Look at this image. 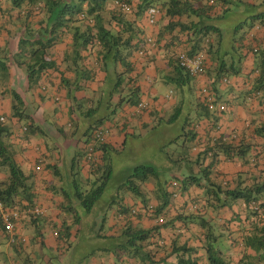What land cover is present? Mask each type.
I'll return each instance as SVG.
<instances>
[{
  "label": "trees",
  "instance_id": "1",
  "mask_svg": "<svg viewBox=\"0 0 264 264\" xmlns=\"http://www.w3.org/2000/svg\"><path fill=\"white\" fill-rule=\"evenodd\" d=\"M9 1L11 8L17 9L19 15L31 19L44 13V19L41 20L37 33L30 30L28 36L21 37L18 50L8 47L0 51V86L8 87L11 68L15 67L26 76V90L39 87L46 94L53 87L48 71H57L60 74L59 87L65 91L68 102L72 127L70 136H75L81 118L86 122L82 166L88 168L90 176L84 178L77 171L78 156H75L70 164L71 189L64 186L59 188L63 199L60 211L67 216V220H61L59 224L50 223L57 242V248L53 251L61 252L74 244V247L81 250V262L90 260L89 264L96 259L102 262L108 256L113 258V264H168L167 260L173 257L177 264H264V168L260 169V166L264 167V124L256 125L252 134L261 140V144L236 142L231 137H221L210 142L197 140L203 120L214 119L213 123L218 124L228 112V107L217 93V86L229 84L232 78L241 75L242 58L248 51L255 56L254 71L247 76L251 86L248 92L256 99L264 97V44L257 47V37L250 38L252 30H259L264 34V0ZM115 1L129 5L130 12L122 11L115 5ZM150 7H156L162 13L156 49L162 48L168 52L166 65L170 75L167 76V84L172 87L177 102L168 117H161V111L156 108L151 110L148 105L143 111L151 110L150 116L157 119L156 124L152 127L145 126V134L132 136L134 140L127 139L122 147L117 148L107 142L108 130L104 126L108 122L115 124L125 107L138 108L143 103L141 89L137 86V63L134 58L147 62L151 57L146 49L147 37L144 32L142 37L138 36L134 24L125 15L133 14L138 18ZM232 7H236L238 12L242 9L248 12L246 18L251 20V27L236 41L231 56L229 50L222 49L225 35L221 24L225 16L232 13ZM166 21L167 24L162 25ZM112 22L116 23L118 30L109 26ZM66 33L72 34L73 43L64 52L60 63H57L53 59L55 48ZM163 41H166L165 46ZM84 51L95 53L91 66L86 64L88 58L82 56ZM181 52H185L190 58L202 57L204 71L208 70L207 73L213 75V82L207 84L208 91L214 96L216 105L225 106L224 111L219 108L211 110L200 92L199 112L195 113L191 109L183 93L185 88L192 93L193 80L179 64ZM204 54L211 58L215 66L206 69ZM228 56L231 57L226 60L225 57ZM98 72L104 74L96 93L98 96L89 97L84 102L76 94L84 90L86 84L96 83ZM67 73L72 76L67 77ZM8 93L12 99L13 116L28 125L24 127V132L44 137L46 133L36 124L32 115L27 113L25 99L14 89L8 90ZM56 93L57 89L51 94L58 101L59 93ZM190 97H193L192 94ZM260 106L264 108V101ZM165 125L168 131H161L160 128ZM174 129L175 133L171 132ZM60 132L66 135L63 130ZM99 132L103 140L95 143L93 135ZM159 134L161 137L153 141V136ZM9 135V129L0 120V167L5 168L8 175L5 181H0V204L4 210L33 208L36 198L34 187L29 182L30 176L23 173L13 160V154L6 143ZM129 140L136 149L133 150L140 155L146 151L149 157L139 159V155L135 154V165L132 168L126 166L127 178L116 188L115 197L120 201H110L106 206V192L116 177L113 172L114 156L127 149ZM89 149L96 158L94 162L87 159ZM165 149L171 150L170 154ZM192 149L197 151L193 160L188 157L189 154L184 153L185 150ZM152 150L155 155H152ZM220 157L228 162L240 161L244 167L253 164L254 171L239 173L234 180L219 179L215 166ZM41 158L36 165L38 169L42 163ZM175 165L184 166L179 169L183 171H175ZM92 178L96 179L94 184L91 183ZM62 179L66 182V177L61 178L64 183ZM91 184L93 188L89 189ZM147 184L154 185L153 192L147 190ZM193 187L204 190L203 196L192 200L191 204L197 203L193 212H186V204L183 212H177L175 216L168 218L177 198L190 194ZM121 191H125L123 196L120 195ZM125 194L132 198L133 205L123 203ZM24 201L25 205L20 204ZM236 204L241 205L246 216L244 223L239 213L233 211ZM114 205L115 219L123 224L117 235H107V207L112 208ZM80 212L88 213L90 217L85 220ZM225 214L229 219H223ZM42 216L26 218L34 229L30 238L32 250L37 244L45 246L42 232L45 221ZM141 216L147 217L153 225L149 228L134 225L132 218L140 219ZM231 222L238 223L239 230L235 236L229 230ZM175 224H180V227L168 249L160 245V231L170 230ZM190 225L199 230L197 240L202 246L194 247L180 242L179 237L184 234L181 232H185ZM0 232L8 243L1 217ZM16 235L15 238H22L24 242L8 245L15 250L18 261L26 252V240L18 229ZM225 236L229 248L223 252L217 243ZM78 250L74 248L75 252ZM161 252L165 253L166 258L157 260V255ZM50 258L52 262V257ZM3 261L4 259L1 263Z\"/></svg>",
  "mask_w": 264,
  "mask_h": 264
},
{
  "label": "crops",
  "instance_id": "2",
  "mask_svg": "<svg viewBox=\"0 0 264 264\" xmlns=\"http://www.w3.org/2000/svg\"><path fill=\"white\" fill-rule=\"evenodd\" d=\"M247 2V0H243ZM136 3V1H134ZM135 6V4H134ZM110 7V6H109ZM162 13L158 15V22L156 25H151L146 18V12L140 17L136 18L133 14H126L125 18L131 21L135 29L137 30L138 36L142 37L144 32L145 37H152L156 40L162 21ZM44 19V13L39 16H34L31 19H27L24 16L19 15L17 9H12L10 3L7 0H0V51L8 47L18 50L20 40L22 36H28V32H38L40 29L41 20ZM107 19V18H106ZM109 24V23H108ZM167 24L163 22L162 25ZM109 26L112 29L118 30L116 23L112 22ZM68 32V31H67ZM257 37V47H261L264 44V34L260 33L259 30H252V37ZM139 38V37H138ZM250 40V39H249ZM208 42H210L208 40ZM251 42V41H250ZM73 43L72 34L66 33L62 41H60L55 48V56L53 59L60 63L63 58L64 52H66L70 45ZM249 43V42H248ZM247 44V42H246ZM166 45V41H163V46ZM256 47V48H257ZM157 46L150 47L146 45L147 51H149L151 57L148 61L142 62L141 59H136V71L135 74L138 76L137 86L141 89V101L145 102L152 109L156 108L161 111V117H168L173 111L176 105L175 95L172 93V87L167 84V76L170 75L169 70L167 69V58L168 52L166 49H156ZM11 50V51H12ZM152 50V51H150ZM181 50L178 49V52ZM174 51V50H173ZM82 56H86V64L92 65L95 58V53L92 51L82 52ZM204 59L206 62V69H210L213 65L211 58L204 54ZM254 54L246 52L243 55L241 62V75L239 77H234L228 83L219 84L217 86V93L221 96V101L226 104L228 107V112L223 116V118L218 122V124L213 123V120H203L202 127L198 131L197 140L201 139L200 142L204 141H214L215 139L224 137V138H235L236 142L243 141L245 144H261V140L253 136L254 129L258 124H264V108L260 106V103L264 101V97L259 99L254 98L249 94V89L251 88L249 84V78L247 76L254 71ZM208 71V70H207ZM205 72L204 76L195 78L191 82L192 93L185 88L184 97L186 102L190 103L191 109L195 113L199 112L200 104V93L199 87L202 84H211L213 82V75L211 73ZM72 76L70 73H67V77ZM48 77L52 81L53 87L43 93L39 87L33 88L31 90H26V76L23 72H19L15 67L11 68V78L9 79L8 89L0 86V120L4 119L2 122L6 124V127L10 131V135L6 141L9 146L10 151L13 154V160L18 167L22 170L23 173L30 176V184L34 187V207H39L43 212V221L44 229L42 230L44 234V245L41 246L37 244L32 251V257H28L25 262L26 264H34V261L37 259L36 252H41L46 250L50 254L52 251L57 248V242L53 236L51 224H59L61 220H67V216L62 215L60 211V205L63 201L61 194V186L71 189L69 184V178L72 177L70 164L75 156H78V169L77 171L84 177L88 178L90 172L88 168L82 166V153L84 148L85 138L83 137L84 130L86 128V122L82 120L79 121V128L76 131L74 137H71L70 134L72 130L70 128V117L68 114V102L65 97V91L59 87L60 74L57 71H48ZM104 78V74L101 72L97 73L96 83L86 84L85 89L79 91L76 96L79 99H83L84 102L88 101L90 98H97L96 93H98V88L100 81ZM14 89L19 95H21L27 104V113L32 115L36 124L46 133L44 137L42 136H32L27 135L24 132V127L28 126L26 122H20L12 114H7L12 111V99L8 93V90ZM57 89L58 101L53 97L54 90ZM52 93V94H51ZM56 93V94H57ZM192 94L193 97H190ZM90 97V98H89ZM193 106H192V105ZM149 111L139 110L137 107H125L124 111L120 114L119 119L115 124L106 123L105 128L108 130L106 139L107 142L113 146L120 148L126 142L127 139L134 140L132 136L145 134L144 127L147 125H155L156 120L154 117L150 116ZM13 112V111H12ZM31 122V120H30ZM60 130L66 135H62ZM137 142V140H136ZM184 153L189 154L188 157L192 160L196 158L197 151L192 149L191 151L185 150ZM42 157V158H41ZM41 158L42 165L40 168H36L37 162H40ZM253 165V164H252ZM251 166L244 167L240 161L228 162L224 161L220 157L219 162L215 166V169L218 172L219 179L226 178L228 180H234L237 174L242 173L246 174L254 171ZM187 166V165H186ZM178 169H177V168ZM180 165H175L173 168L175 171L179 170ZM260 169L264 167L260 166ZM36 169V170H35ZM38 169V170H37ZM223 176V177H222ZM7 170L3 167H0V181H5L7 179ZM66 177L61 181V178ZM212 179H215L212 177ZM147 190L153 192L154 185L147 184ZM204 190L201 188L193 187L190 190V194H185L179 196L175 205L172 206L168 214V218L175 216L177 212H183L182 209L184 205H188L186 212H193L197 203L194 205L192 200L203 196ZM110 201H117V197L113 196L106 201V206ZM123 203L125 205H133L134 202L132 198L125 194ZM22 205L26 204V201L20 203ZM118 205V204H116ZM116 205L110 208L107 212V228L106 234L117 235L120 226L123 224L120 221L115 219L116 216ZM233 211L239 213L240 219L245 220V214L241 210V205L237 204L234 206ZM80 215L87 220L90 217L88 213L80 212ZM223 219H229V216L225 214ZM117 221V222H116ZM134 225H140L144 228H149L153 223L145 216H141L140 219L132 218ZM223 222V221H221ZM238 223L231 222L229 230L235 235H237ZM30 227L26 219H23L19 222L17 229L21 232L26 240L25 250L31 248L32 243L30 241L31 235H27V230ZM180 224H175L172 229L161 230L160 245L168 247L170 249V244L174 240L175 233L178 234V228ZM222 230V229H221ZM225 231V230H223ZM181 235L180 242L187 243L191 246L198 247L202 246L200 241L197 240L200 234L197 227L190 225L188 229ZM4 239L3 233L0 232V238ZM5 240V239H4ZM0 259L3 261L1 264H17V258L15 255V250L8 245L4 246L0 240ZM24 254V253H23ZM45 261L50 264L51 258L47 254H43ZM202 254V253H201ZM157 260L165 259L166 255L164 252H161L157 255ZM100 262L94 260L91 264H113V258L108 256L102 259ZM25 262L23 264H25ZM168 264H177L175 257L167 260ZM161 264H164L162 262Z\"/></svg>",
  "mask_w": 264,
  "mask_h": 264
},
{
  "label": "rangeland",
  "instance_id": "3",
  "mask_svg": "<svg viewBox=\"0 0 264 264\" xmlns=\"http://www.w3.org/2000/svg\"><path fill=\"white\" fill-rule=\"evenodd\" d=\"M9 3L10 1L7 0ZM261 1V0H259ZM236 8V7H235ZM234 7H232V13L226 15L225 20L222 22L221 27L224 30V40L222 42V49L225 50H229V55H233V50L232 47L236 45V41L239 40V38L241 36H243V34H246L250 27H251V20H247V14L248 12H245L243 9L242 10H236ZM247 20V21H246ZM244 22V23H243ZM242 24V26L238 27L239 24ZM24 37V36H23ZM221 45V44H220ZM231 56L225 57L226 60L230 59ZM9 110H6L7 114H12L13 112ZM163 129H165L166 131H168V128L166 127H161L160 130L164 131ZM175 131L172 130L171 132ZM175 133V132H173ZM161 135L159 134V136H153V141L157 138H160ZM131 145L132 142L131 140H129V144L126 150H124L120 155L118 156H114L115 160L113 161V167H114V171L116 173V177L113 179L112 183H111V187H109V189L106 192L105 198L108 200L113 196H116L117 191L116 188L118 187V185H121V183H123L126 178H127V165L128 167L132 168L133 165H135V163L133 161H135V154H138V158H147L149 157L148 154H146L147 152H142V154L140 155L137 151H135L136 149L134 147H132ZM136 146V145H135ZM135 149V150H133ZM171 150H173V148H171ZM168 149H165V152L170 154V151ZM187 154V153H186ZM152 155H155V151L152 150ZM160 156V154H159ZM195 167V166H194ZM126 170V171H125ZM171 179H168V181ZM96 182L95 178L91 179V183L94 184ZM92 184L89 187V189L93 188ZM125 193V191H121L120 195L123 196V194ZM29 229L27 230V235H33L34 234V229L32 227H28ZM0 240L2 241L3 245L5 246L7 244V241L4 240L2 237L0 238ZM228 239L227 236L225 237H221V239H219L217 245L219 246V248L221 249V251L225 252L227 250V248H229L228 246ZM70 244V243H69ZM72 247L70 249H64L61 252H52V255L47 252L46 250L41 251L43 254H47L49 257H52V262L50 264H89L90 260L88 261H82V258L79 255V251L76 248V246L74 247V244H71ZM74 248L76 250H78V252L74 251ZM32 248H27L26 252L24 253V255L22 256L21 260H18V264H23L28 257H32ZM41 252H36V256L37 259L34 261V264H48L44 257L42 256ZM1 262V259H0Z\"/></svg>",
  "mask_w": 264,
  "mask_h": 264
},
{
  "label": "built area",
  "instance_id": "4",
  "mask_svg": "<svg viewBox=\"0 0 264 264\" xmlns=\"http://www.w3.org/2000/svg\"><path fill=\"white\" fill-rule=\"evenodd\" d=\"M115 5L117 7H120L122 11L125 13L130 12V6L127 5L126 3H120L118 1H115ZM160 11L156 7H150L146 11V18L148 19V22L151 25H156L158 22V15ZM156 40L152 37L147 38V44L150 45V47H155L156 46ZM144 54V53H141ZM140 54V55H141ZM180 66L188 71V73L191 75L193 79L199 78L204 76L205 71H204V64L202 57H195V58H190L187 56L185 52H181L179 54L178 58ZM199 92L206 98L207 102L210 105L211 110H215L216 108L221 109L224 111L226 108L224 105H216V100L211 93H209L207 84H202L199 87ZM148 107V104L143 102L138 106L139 110H145ZM4 119H2L3 121ZM100 140H103V137L101 133H96L93 135V141L99 142ZM87 159L89 161H96V158H94L92 150L89 149V155L87 156ZM43 214L42 210L39 207H33V208H25L24 210H4V208L0 204V217L2 224L4 226V230L8 236V243L11 245H15L17 242H24L22 238H15L17 237L16 235V229L19 224V222L23 219H26L27 217L30 216H41ZM18 244V243H17Z\"/></svg>",
  "mask_w": 264,
  "mask_h": 264
}]
</instances>
